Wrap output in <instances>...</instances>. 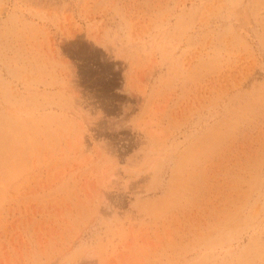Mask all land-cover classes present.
I'll use <instances>...</instances> for the list:
<instances>
[{"label":"rangeland","instance_id":"obj_1","mask_svg":"<svg viewBox=\"0 0 264 264\" xmlns=\"http://www.w3.org/2000/svg\"><path fill=\"white\" fill-rule=\"evenodd\" d=\"M0 264H264V0H0Z\"/></svg>","mask_w":264,"mask_h":264}]
</instances>
